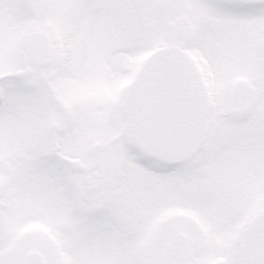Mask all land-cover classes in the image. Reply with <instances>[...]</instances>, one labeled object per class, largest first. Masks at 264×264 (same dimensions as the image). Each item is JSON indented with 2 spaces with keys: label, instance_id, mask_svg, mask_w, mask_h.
Returning <instances> with one entry per match:
<instances>
[{
  "label": "snow or ice",
  "instance_id": "snow-or-ice-1",
  "mask_svg": "<svg viewBox=\"0 0 264 264\" xmlns=\"http://www.w3.org/2000/svg\"><path fill=\"white\" fill-rule=\"evenodd\" d=\"M172 4L36 0L59 40L49 36L52 82L59 89L70 76L78 85L55 148L74 153L84 169L40 159L50 147L46 136L35 135L47 89L36 69H24L32 90L27 102L40 110L26 113L18 101L19 121L0 115V165H7L0 172V264H130L121 253L123 242L101 257L92 233L115 242L136 227L138 211L150 220L177 206L211 237L235 226L246 193L259 198L260 227L242 264H264V33L248 20L250 14L264 16V0H195L198 14L191 29L181 31L169 30ZM73 14L80 16L75 26ZM6 51L0 43V58ZM240 71L251 89L237 95L232 82ZM249 102V119L235 123L229 113ZM242 140L255 147L251 175L227 163L245 155ZM93 142L99 149L90 155ZM97 209L98 215H88ZM26 222L47 226L67 248L87 233L86 246L68 260L25 259V247L33 245L16 236ZM65 223L68 233L61 230ZM213 255L196 258L190 248L165 254L157 243L146 264H214Z\"/></svg>",
  "mask_w": 264,
  "mask_h": 264
},
{
  "label": "flooded vegetation",
  "instance_id": "flooded-vegetation-1",
  "mask_svg": "<svg viewBox=\"0 0 264 264\" xmlns=\"http://www.w3.org/2000/svg\"><path fill=\"white\" fill-rule=\"evenodd\" d=\"M178 3L180 15L177 18L179 27L191 29V18L189 15L192 4L195 0H173ZM30 0H0V43H3L7 49L3 58H0V115L6 116L13 121L20 120L18 111V101H23L25 108H33L36 111L40 109L30 105L27 101L31 95V87L24 81V69L32 67L40 73V78L47 89V96L42 98L40 103L44 106V119L40 130L35 133L36 137L46 136L49 140V156L47 160H58L68 163L74 170H83L84 162L78 156L70 152L58 153L55 143L58 137L62 136L67 126V114L71 108L72 98L78 88L77 83L72 77L67 76L66 84L57 89L53 84L54 76L49 73V64L46 57L49 49V36L51 35L55 42H59L55 33L46 25L44 13L35 15L30 12ZM35 10V9H33ZM203 19V14H200ZM188 16V17H187ZM249 23L255 28L257 33H264V16L259 14H250ZM71 23L73 26L80 23V16L73 14ZM48 32L49 35L45 33ZM31 33H40L42 38L35 37L32 45L37 50L41 48L42 54H35L37 58L30 57L26 50V44ZM43 56V57H42ZM44 58V59H43ZM59 68V65H56ZM232 89L237 94L250 92L251 84L247 80L243 71L235 75L232 82ZM235 123L240 124L247 121L250 117L249 106L242 107L237 113H229ZM57 118V119H52ZM34 143V141H33ZM244 156L236 155L229 157L227 163L241 172L249 175L255 173V165L251 159V154L255 147L250 140H242L240 143ZM8 149H16L14 144H9ZM99 149V144L93 142L89 147L90 155H94ZM231 151V149H229ZM13 159L18 158L16 154ZM7 165H0V172L6 169ZM66 190L69 196L72 195V185L66 184ZM241 203L237 208V218L235 226L230 231L221 232L218 235L208 237L204 229L192 220L185 209L171 206L164 209L158 217L146 220L143 211H138L135 215L136 227L128 232H124L119 237V247L121 242L125 245L124 258L133 264L134 245L140 250L137 258L140 264H146V261L152 252L154 245L159 243L161 250L165 254L178 255L184 248H190L196 258H203L214 253V264H242L245 258L241 259L240 249L244 243L246 230L250 219L258 214L259 198L245 194L241 198ZM73 211H78L73 199ZM101 210L97 209L88 215L96 216ZM183 223V228L178 229L176 225ZM134 229H136L134 231ZM61 230L65 233L71 231V225L65 223L61 225ZM97 240V251L108 255L113 251V242L110 237H105L102 233H92V237ZM88 234L85 235V241ZM16 240L28 242L29 247H25L23 256L26 258L31 251H38V256L42 260L56 258L59 260L71 259L80 248L85 247V241L74 243L72 248L61 246L55 235L49 232L47 226L39 222H26L17 233ZM130 244V246H128ZM8 247H12L11 244ZM6 251V250H5Z\"/></svg>",
  "mask_w": 264,
  "mask_h": 264
},
{
  "label": "rangeland",
  "instance_id": "rangeland-1",
  "mask_svg": "<svg viewBox=\"0 0 264 264\" xmlns=\"http://www.w3.org/2000/svg\"><path fill=\"white\" fill-rule=\"evenodd\" d=\"M174 4H175V1H173L172 7H173ZM172 7L168 10V13H167V14L171 17V23L169 24V30H170V31L175 30V28L178 27V24L180 23V22H179V23L176 22V21H177V18H179L180 15H176V14L173 12ZM197 14H198V13H197V10H196L195 8H193V10H191L190 14H188V15H189V19L192 18L194 15H197ZM187 17H188V16H187ZM190 22H191V20H190ZM24 107H25V105H24ZM26 110H27V109L25 108V112L27 113ZM8 150H9L10 153H12V154H16V149H8ZM46 155H47V154H46ZM46 155L41 156L40 159L45 160V159H46V158H45ZM135 230H136V229H134V231H135ZM116 246L119 247V243H118V242H116ZM124 247H125V245H123L122 250H124ZM135 247H140V245H138V246L134 245V254H133V257H132V262H133V264H140V259L137 258V255L140 254V250H137ZM122 250H121V253H122V255L124 256L125 253H124V251H122ZM111 252H112V251H111ZM104 255H105V254L101 251L100 256L103 257Z\"/></svg>",
  "mask_w": 264,
  "mask_h": 264
},
{
  "label": "water",
  "instance_id": "water-1",
  "mask_svg": "<svg viewBox=\"0 0 264 264\" xmlns=\"http://www.w3.org/2000/svg\"><path fill=\"white\" fill-rule=\"evenodd\" d=\"M153 54H155V52H153ZM251 226H252L251 227V231H256V232L259 231V227H260V217H259V215L252 220Z\"/></svg>",
  "mask_w": 264,
  "mask_h": 264
}]
</instances>
